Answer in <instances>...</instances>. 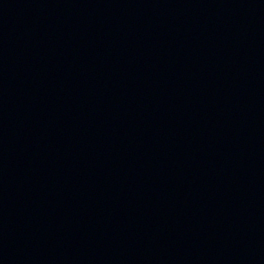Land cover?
I'll return each mask as SVG.
<instances>
[{
	"label": "water",
	"instance_id": "95a60500",
	"mask_svg": "<svg viewBox=\"0 0 264 264\" xmlns=\"http://www.w3.org/2000/svg\"><path fill=\"white\" fill-rule=\"evenodd\" d=\"M0 264H264V0H0Z\"/></svg>",
	"mask_w": 264,
	"mask_h": 264
}]
</instances>
